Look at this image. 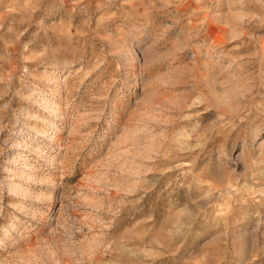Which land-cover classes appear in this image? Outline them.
<instances>
[{"label": "rangeland", "instance_id": "obj_1", "mask_svg": "<svg viewBox=\"0 0 264 264\" xmlns=\"http://www.w3.org/2000/svg\"><path fill=\"white\" fill-rule=\"evenodd\" d=\"M0 264H264V0H0Z\"/></svg>", "mask_w": 264, "mask_h": 264}]
</instances>
